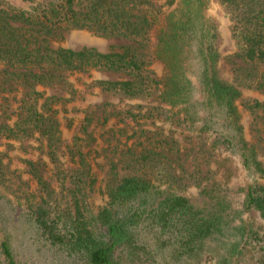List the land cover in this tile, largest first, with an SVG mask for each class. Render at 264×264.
Here are the masks:
<instances>
[{
    "label": "trees",
    "instance_id": "1",
    "mask_svg": "<svg viewBox=\"0 0 264 264\" xmlns=\"http://www.w3.org/2000/svg\"><path fill=\"white\" fill-rule=\"evenodd\" d=\"M216 1L231 82L213 0H0V147L21 146L0 151L19 203L0 189L1 264H26L20 223L56 264H264V226L247 218L264 220V0ZM73 30L120 44L54 47ZM95 92L136 103L92 107ZM224 155L253 182L220 181Z\"/></svg>",
    "mask_w": 264,
    "mask_h": 264
},
{
    "label": "rangeland",
    "instance_id": "2",
    "mask_svg": "<svg viewBox=\"0 0 264 264\" xmlns=\"http://www.w3.org/2000/svg\"><path fill=\"white\" fill-rule=\"evenodd\" d=\"M13 5H16L17 2L20 0H5ZM211 14H213L220 22V30L223 34V45L221 47V62H220V71H221V77L227 82L232 81V74L229 71L227 64H226V59L228 56L232 55L235 52V43L232 40L230 31H229V21L222 11V9L218 6V3L216 0H213L212 2V10ZM120 42L116 40H109L105 38L98 37L94 35L92 32L89 31H80V30H73L68 32L65 35V39L62 42L54 43L55 48H68V49H73L76 51H79L83 48H95L98 51L102 53H107L110 51L111 47L114 45H118ZM96 77L102 78V79H114L116 78L115 76L109 75V74H96ZM91 102L90 105L96 106L101 103L110 101L114 102L117 104V109H126L134 105L136 102L133 101H127L124 100L121 102L120 99L116 98H108L105 95H97V92H95V95H91ZM260 99L264 101V96H260ZM99 114V113H97ZM98 116V115H96ZM251 118L248 113H244V124L246 127H248V124L250 123ZM4 122V118L0 116V123ZM70 133V132H69ZM30 143H26L25 146L29 145ZM12 150L9 148V145H4L0 147V151L5 152L6 150H9V154L11 158H13L16 154L20 153V145L18 144H13ZM44 159V158H43ZM45 160V159H44ZM5 164L9 166V160L5 159L4 160ZM14 162V161H13ZM20 162H16L15 164L13 163L12 165L10 164L9 168L13 170V168L17 167V164ZM100 163L103 164L104 161L100 160ZM19 167V166H18ZM53 166H51V172L49 171V174H53ZM213 170L217 173V177L220 181L223 183L229 184L233 186L234 184L237 183H251L253 182V178L248 175V173L243 169L241 164L238 162V159L230 157L228 155H224L223 157L219 158L214 165L212 166ZM106 169L104 170L102 181L99 185V194L101 195L100 201L98 204H104L106 203L107 199L106 197L102 194V192L105 189V183H106ZM2 180V184L0 185V189L3 192L4 196L9 197L13 203L14 206L19 208V203L16 199V196L13 194L14 190L17 188V179L15 178V175H7L5 176ZM101 192V193H100ZM192 193L190 192V195ZM247 218L250 219L251 221H255V224L259 225L262 224L264 226V220H262L260 214L258 212H252L247 215ZM28 225L20 223L16 231L17 234V239L15 242L17 253L19 255L18 260L22 261L26 264H56L54 259L51 256L44 257L42 254L39 256V254H30V251L27 250V247L31 249V247L27 244L25 237L27 236L26 230H27ZM2 234L0 233V244L2 242ZM35 252V251H34ZM1 257V256H0ZM62 263V262H61ZM0 264H1V259H0ZM63 264V263H62Z\"/></svg>",
    "mask_w": 264,
    "mask_h": 264
}]
</instances>
